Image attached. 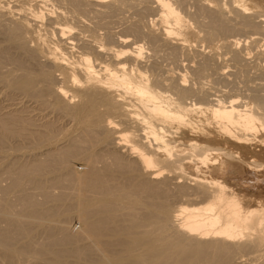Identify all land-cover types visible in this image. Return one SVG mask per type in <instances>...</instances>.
Returning a JSON list of instances; mask_svg holds the SVG:
<instances>
[{"label":"bare ground","instance_id":"6f19581e","mask_svg":"<svg viewBox=\"0 0 264 264\" xmlns=\"http://www.w3.org/2000/svg\"><path fill=\"white\" fill-rule=\"evenodd\" d=\"M261 39L259 0H0V264H264Z\"/></svg>","mask_w":264,"mask_h":264},{"label":"rangeland","instance_id":"374dc122","mask_svg":"<svg viewBox=\"0 0 264 264\" xmlns=\"http://www.w3.org/2000/svg\"><path fill=\"white\" fill-rule=\"evenodd\" d=\"M261 3H262V5H264V0H259ZM257 44V43H256ZM261 45V46H260ZM256 47V48H255ZM261 47H263V48H261ZM252 48V53H251V55H250V60L252 61V63H258V60H259V63H261V62H263V63H261V64H263L264 65V55H263V57H262V55H256V53H258L259 52V49H260V51L263 49L264 50V39H261L260 41H259V43L257 44V45H255L254 46V49H253V46L251 47ZM258 51V52H257ZM254 54V55H253ZM228 56V55H227ZM227 56L226 55H224V56H222L221 58L223 59H227ZM258 56H259V58H258ZM260 56L262 57V58H260ZM226 57V58H225ZM223 59V60H224ZM255 61V62H254ZM257 61V62H256ZM261 61V62H260ZM232 70V69H231ZM254 70V69H253ZM252 70V71H253ZM253 72H250V74H252ZM254 74V73H253ZM255 76V75H254ZM235 78V77H234ZM253 79V78H252ZM255 79V78H254ZM237 80H241V78H237ZM243 83H241V85H242ZM244 85V84H243ZM236 91H233V92H231L232 94H234ZM235 94H237V93H235ZM234 94V95H235ZM1 98H0V103L1 102H3L4 100H6L5 99V97L4 96H0ZM3 99V100H2ZM6 103H9V100H6ZM4 105V106H3ZM7 104H5V102H3V103H1L0 104V106H1V108H3V107H5ZM3 106V107H2ZM259 160L261 161V162H263L264 161V156H259ZM264 163V162H263ZM240 166V165H239ZM238 165H236L235 167H234V169H235V172H236V170L238 171V172H236V174H238V173H240V175H241V177H245V175L243 174L244 173V170H243V168L240 166L239 167ZM242 168V169H241ZM242 171H243V173H242ZM253 194H255V195H263L264 196V189L263 188H259V190L256 192V193H253Z\"/></svg>","mask_w":264,"mask_h":264}]
</instances>
